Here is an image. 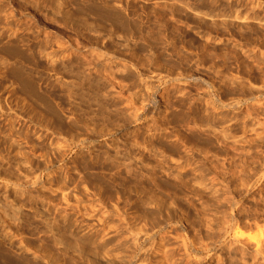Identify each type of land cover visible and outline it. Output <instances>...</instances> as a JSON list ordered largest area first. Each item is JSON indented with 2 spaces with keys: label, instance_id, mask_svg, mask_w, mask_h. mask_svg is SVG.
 <instances>
[{
  "label": "rangeland",
  "instance_id": "rangeland-1",
  "mask_svg": "<svg viewBox=\"0 0 264 264\" xmlns=\"http://www.w3.org/2000/svg\"><path fill=\"white\" fill-rule=\"evenodd\" d=\"M139 243L264 264V0H0V264Z\"/></svg>",
  "mask_w": 264,
  "mask_h": 264
},
{
  "label": "bare ground",
  "instance_id": "bare-ground-1",
  "mask_svg": "<svg viewBox=\"0 0 264 264\" xmlns=\"http://www.w3.org/2000/svg\"><path fill=\"white\" fill-rule=\"evenodd\" d=\"M107 217H108V216H107ZM123 217H124V216H123ZM105 218H106V217H105ZM232 218H233V217H232ZM106 219H108V218H106ZM127 219H128V218H127ZM233 219H234V218H233ZM233 219H232V220H233ZM124 220H126V216H125ZM108 221H109V220H108ZM128 221H129V219H128ZM128 221H126V222L123 221V222L127 224ZM233 221H234V220H233ZM106 222H107V221H106ZM106 222H105V223H106ZM129 222H130V221H129ZM129 222H128V224H129V226H131L130 223H132V222H130V223H129ZM106 224H107V223H106ZM128 224H127V225H128ZM99 225H100V224H99ZM104 225H105V224H104ZM123 225L125 226V224H123ZM127 225H126V226H127ZM124 226H123V227H124ZM126 226H125V227H126ZM129 226H128V227H129ZM125 227H124V228H125ZM128 227H127V228H128ZM120 229H121V228H120ZM120 229H119V231H120ZM131 229H132V228H130V231H131ZM125 230L128 232L127 229H125ZM125 230H121V231H125ZM133 230H135V229H132V231H133ZM139 230H140V229H139ZM130 231L128 232V234L130 233ZM132 231H131V234L133 235V232H132ZM146 231H147V230H146ZM138 232H139V231L136 232V234H137L136 236H138ZM147 232H149V231H147ZM122 233H123L124 235L126 234V232H125V233L122 232ZM142 233H144V230H143V232L141 231V234H142ZM152 233H153V231H152ZM154 233H155V232H154ZM131 234H129V235H131ZM139 234H140V233H139ZM157 234H158V233H157ZM129 235H128V236H129ZM142 235H143V234H142ZM144 235H145V234H144ZM144 235H143L142 237H144ZM148 235H149V233H148ZM148 235H147V233H146V236H148ZM152 235H153V234H152ZM162 235H163V234H162ZM120 236H121V235H120ZM134 236H135V234H134ZM134 236H132V237H134ZM136 236H135V237H136ZM160 236H161V235H160ZM92 237H93V236H92ZM116 237H117V236H116ZM148 237H149V236H148ZM151 237H152V236H151ZM154 237H155V236H154ZM88 238H89V237H88ZM105 238H106V237H105ZM123 238H124V237H122L121 239H123ZM128 238H129V237H128ZM130 238H131V237H130ZM140 238H141V237H140ZM165 238H166V237H165ZM165 238H161V240H162V239H165ZM177 238L179 239V237H177ZM238 238H239V237H238ZM112 239H113V238H112ZM114 239H115V238H114ZM124 239H125V238H124ZM134 239H135V238H134ZM149 239H150V238H149ZM149 239H148V240H149ZM155 239H156V237H155ZM155 239H153V241H154ZM182 239H183V241H184V237H183ZM182 239H181V240H182ZM68 240H69V239H68ZM87 240H89V239H87ZM143 240H144V239H143ZM166 240H167V239H166ZM185 240H186V239H185ZM71 241H73V240H71ZM85 241H86V240H85ZM89 241H90V240H89ZM89 241H88V242H89ZM103 241H104V240H103ZM107 241H108V240H107ZM109 241H110V240H109ZM112 241H113V240H112ZM131 241H132V240H131ZM140 241L142 242L141 239H140ZM146 241H147V240H146ZM151 241H152V240H151ZM164 241H165V240H164ZM167 241H169V243H170V239L167 240ZM171 241H172V240H171ZM73 242H74V241H73ZM75 242H76V240H75ZM88 242H87V244H88ZM127 242H128V241H127ZM127 242H126V243H127ZM134 242H135V241H134ZM137 242H139L138 237H137ZM180 242H181V241H180ZM69 243H70V242H69ZM71 243H72V242H71ZM89 243H90V242H89ZM132 243H133V242H132ZM135 243H136V242H135ZM143 243H144V242H143ZM147 243H148V242H147ZM154 243H155V241H154ZM169 243H167V244H169ZM65 244H66V243H65ZM85 244H86V243H85ZM85 244H84V245H85ZM97 244H98V243H97ZM107 244H109V243L105 241V242L103 243V245H104L103 247H107V246H105V245H107ZM144 244H145V243H144ZM163 244H164V243H163ZM183 244H184V242H183ZM68 245H69V244H68ZM71 245H72V244H71ZM74 245H75V243H74ZM74 245H72V246H74ZM84 245H83V246H84ZM88 245H89V244H88ZM91 245H92V244H91ZM109 245H110V244H109ZM118 245H119V244H118ZM118 245H117V246H118ZM134 245H135V244H133V246H134ZM151 245H152V244H151ZM154 245H155V244H154ZM160 245H161V244H160ZM160 245H159V246H160ZM165 245H166V244H165ZM69 246H70V245H69ZM69 246H67V247H69ZM75 246H77V245H75ZM123 246H124V245H123ZM130 246H132V245H129V247H130ZM152 246H153V245H152ZM155 246H156V245H155ZM155 246H154V248H155ZM161 246H163V245H161ZM185 246H187V245H184L183 247H185ZM86 247H88V246H87V245L84 246V248H86ZM93 247H94V246H93ZM98 247H99V246H98ZM98 247H96L97 249L95 250V253H94V252H92V253H94L95 256H97L96 258H95V257H93V258H95V259L98 258L97 260L100 261V259H99L98 256H100V254L102 253V251L100 252V249H101V248L98 249ZM101 247H102V245H101ZM120 247H122V246H120ZM127 247H128V246H127ZM134 247H135V246H134ZM136 247L138 248V249H137L138 252H136L135 255L133 254V253H135V252H134V251H135L134 249H131L130 252H129V251L127 252L128 254L130 253V256L128 255L129 258L132 257V260L127 259V260H129V262H127L126 259H124L125 261H124V260H120V257L118 258L119 260L117 259V257H116V260H115L114 255H113V256H110V258H108V259H111V260H110L111 262H110L107 258H106L107 261H106V260H105V261L107 262V264H108V262H109V264H137V263H139V262H140L139 264H143V263L145 264V261H146V260H145V258H144V260H143L142 257H145L147 254L145 253V256H143V255L141 254L142 257H141L140 254H139V251H140V250L142 251V249H143L145 246L142 247V244L139 243V244L136 245ZM156 247H157V246H156ZM64 248H65V246H64ZM94 248H95V247H94ZM94 248H93V250H94ZM130 248H131V247H130ZM150 248H152V247H150ZM157 248H158V247H157ZM162 248H163V247H162ZM162 248L159 247L158 249H156V252H157V251H158V252L161 251ZM65 249H66V252H65L64 254H67V250H68V249H67V248H65ZM69 249H70V247H69ZM82 249H83V248H82ZM91 249H92V248H91ZM145 249H146V248H145ZM145 249H144V250H145ZM147 249H149V248H147ZM147 249H146L145 251H144V250H143V251H144V252H148ZM257 249H258L257 251H258V253H259V247H258ZM85 250H86V249H85ZM87 250H88V248H87ZM127 250H129V248H128V249H125V250H123V251H127ZM133 250H134V251H133ZM153 250H154V249H153ZM153 250H152V251H153ZM164 250H165V249H164ZM68 251H69V253H70V250H68ZM72 251H73V249H72ZM72 251H71V252H72ZM75 251H76V250H74V252H75ZM78 251H79V250H78ZM89 251H90V250H89ZM91 251H92V250H91ZM121 251H122V250H121ZM132 251H133V252H132ZM141 251H140V252H141ZM149 251H150V250H149ZM152 251H151V252H152ZM76 252H77V251H76ZM80 252H81V251H80ZM131 252H132V255H134V256H131ZM144 252H143V253H144ZM151 252H150V253H151ZM156 252H155V253H156ZM158 252H157L156 254H160V252H159V253H158ZM84 253H85V251L83 250V254H84ZM87 253L89 254V253H91V252H87ZM92 253H91V254H92ZM148 253H149V252H148ZM153 253H154V251H153ZM153 253H151V254H153ZM166 253H167V252H166ZM166 253L163 252V254H166ZM173 253H174V252H173ZM74 254H75V253H74ZM74 254H73V255H74ZM78 254H79V253H78ZM85 254H86V253H85ZM88 254H86V255H87V256H86L87 258L89 257ZM94 254H93V255H94ZM151 254H149V255L151 256ZM174 254H175V253H174ZM69 255H70V254H69ZM69 255H68V256H69ZM103 255H104V254H103ZM154 255H155V254H154ZM154 255H153V256H154ZM166 255H167L166 259H163V260H165V261L167 260L168 257H172V256H173L172 258H174V255H172L171 253H170V254L167 253ZM171 255H172V256H171ZM79 256H80V255H79ZM82 256H83V255H82ZM101 256H102V255H101ZM106 256L109 257V255H107V254H106ZM147 256H148V255H147ZM147 256H146V258L148 259ZM153 256H151V257H153ZM156 256H158V255H156ZM163 256H164V255H163ZM163 256L160 255L161 258H162ZM80 257H81V256H80ZM83 257H84V256H83ZM83 257H82V258H83ZM103 257H104V256H103ZM111 257H112V258H111ZM122 257H123V256H121V259H122ZM151 257H150V258H151ZM158 257H159V256H158ZM160 257H159L158 259H160ZM70 258H71V256H70ZM70 258H69V259H70ZM77 258H78V256H77ZM87 258H85V259L87 260ZM124 258H125V257H124ZM127 258H128V257H127ZM150 258H149V259H150ZM153 258L156 259L157 257L154 256ZM163 258H165V257H163ZM78 259L80 260L81 258H78ZM78 259H76V260H78ZM89 259H91V256L89 257ZM154 259H150V260L153 261ZM72 260L75 261V259H73V258H72ZM81 260H82V259H81ZM93 260H94V259H93ZM97 260H96V262H97ZM168 260H170V259H168ZM94 261H95V260H94ZM147 261H149V260H147ZM147 261H146V262H147ZM158 261H159V260H158ZM91 262H92V261H91ZM155 262H156V260H155ZM166 262H168V261H166ZM52 263H53V261H52ZM149 263H150V262H149ZM147 264H148V263H147ZM150 264H152V262H151Z\"/></svg>",
  "mask_w": 264,
  "mask_h": 264
}]
</instances>
